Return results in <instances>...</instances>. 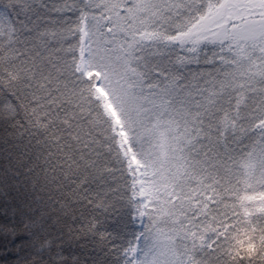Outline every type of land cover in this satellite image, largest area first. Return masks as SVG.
<instances>
[{"label":"snow or ice","instance_id":"6c2138e0","mask_svg":"<svg viewBox=\"0 0 264 264\" xmlns=\"http://www.w3.org/2000/svg\"><path fill=\"white\" fill-rule=\"evenodd\" d=\"M0 126L32 264L63 259L45 207L116 203L81 229L114 264H264V0H0Z\"/></svg>","mask_w":264,"mask_h":264},{"label":"trees","instance_id":"16d2710c","mask_svg":"<svg viewBox=\"0 0 264 264\" xmlns=\"http://www.w3.org/2000/svg\"><path fill=\"white\" fill-rule=\"evenodd\" d=\"M5 135L3 127L0 126V137ZM5 197L0 196V205L3 204ZM32 200V189L28 185L17 184L9 181L7 189V214H0V227L8 233L5 237L0 233V264H32L35 255L32 247H25L17 251L15 244H8L13 236H17L16 243L20 242V237L30 230L29 223L31 218L30 205ZM121 205L115 204V210L109 209L107 214L91 212L88 209H81L78 205L69 213L64 215L56 208H47L48 222L46 231L47 238L53 241V254L56 251L62 253L60 264H114L115 253L112 251V244L102 239L98 233L84 235L81 229L85 227L87 220L95 216L96 219L104 222L105 227L100 229V233L107 236L113 233L118 226L121 216L125 215L121 211ZM84 212V220H80V213ZM77 219L74 221L72 217ZM139 231V224L134 227ZM7 244V247L5 245Z\"/></svg>","mask_w":264,"mask_h":264}]
</instances>
